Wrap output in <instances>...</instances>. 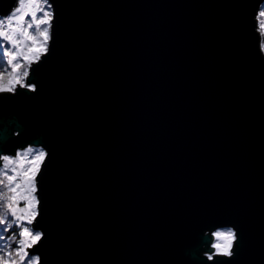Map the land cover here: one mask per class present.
I'll return each instance as SVG.
<instances>
[{
    "label": "water",
    "instance_id": "95a60500",
    "mask_svg": "<svg viewBox=\"0 0 264 264\" xmlns=\"http://www.w3.org/2000/svg\"><path fill=\"white\" fill-rule=\"evenodd\" d=\"M49 3L35 89L0 92V158L46 152L41 264H264V0Z\"/></svg>",
    "mask_w": 264,
    "mask_h": 264
},
{
    "label": "snow or ice",
    "instance_id": "6c2138e0",
    "mask_svg": "<svg viewBox=\"0 0 264 264\" xmlns=\"http://www.w3.org/2000/svg\"><path fill=\"white\" fill-rule=\"evenodd\" d=\"M50 9L49 0H43V3L18 0V7L7 17L0 16V26L8 29L0 30V38L10 42L11 49L14 50H7L8 59L4 64H0V67L11 65L13 77L9 86H0V92H14L17 85L25 86L32 65L49 52L53 20ZM260 17H264V9L258 12L257 19ZM30 29L35 35H32ZM262 29L264 24H259L258 31ZM18 69L22 70L17 71ZM26 86L35 89L34 84ZM45 157L46 152L29 148L25 153L18 154L15 160L8 156L0 158V167L4 169V178L0 179V185L7 189H0V208L3 209L0 211V233L7 234L0 235V264H8L9 261L11 264H41V258L34 249L42 240L43 233L33 227V224L39 214V200L35 195L36 177ZM9 171L13 174L10 175ZM18 188L25 194L16 193ZM19 201L26 202L24 208L16 206ZM211 235L214 237L210 245L211 250L205 252L209 261H214L219 256L234 255V242L238 236L233 229H217ZM8 241L15 243L14 249ZM29 249L33 251L30 253ZM4 257H7V260Z\"/></svg>",
    "mask_w": 264,
    "mask_h": 264
},
{
    "label": "rangeland",
    "instance_id": "374dc122",
    "mask_svg": "<svg viewBox=\"0 0 264 264\" xmlns=\"http://www.w3.org/2000/svg\"><path fill=\"white\" fill-rule=\"evenodd\" d=\"M34 2H36V3H43V0H34ZM50 4V3H49ZM16 7H18V4H17V6ZM261 9H264V4H263V6H262V8ZM51 11H52V9H50ZM4 17H7V15L6 16H4ZM259 24H264V17H260L259 18ZM0 30H4V31H8V29L6 28V27H3V26H0ZM31 33H32V35H35V33L30 29L29 30ZM261 31V34H262V37H263V48H264V29H262V30H260ZM7 50H12V51H14L13 49H11V44H10V42H8V41H2L1 43H0V64H4L5 63V61L8 59V57H7V55H6V51ZM16 61H14V63H15ZM22 69H18L17 71H21ZM13 77H12V68H11V65H6L5 64V67H0V86H9V81L12 79ZM30 147H28V148H25V149H23V150H19V152L17 153V155L18 154H21V153H25L26 152V150L27 149H29ZM31 149H34V150H37V151H44L43 149H41V148H35V147H33V148H31ZM45 152V151H44ZM17 155L16 156H8L10 159H12V160H15L16 159V157H17ZM9 174L11 175V174H13V173H11L10 171H9ZM21 188H23V185H21ZM4 190V189H3ZM6 191H7V189H6ZM16 193H18V194H25V193H23V192H21V189H16ZM8 195H13V193H8ZM35 195H36V193H35ZM37 197V196H36ZM25 201H19V203L16 205L18 208H24L25 207Z\"/></svg>",
    "mask_w": 264,
    "mask_h": 264
},
{
    "label": "trees",
    "instance_id": "16d2710c",
    "mask_svg": "<svg viewBox=\"0 0 264 264\" xmlns=\"http://www.w3.org/2000/svg\"><path fill=\"white\" fill-rule=\"evenodd\" d=\"M4 41L2 39H0V43ZM30 148H33V147H30ZM3 172H4V169L2 167H0V179H3ZM0 189H4V191H6V188L3 186V185H0ZM0 211H3L2 208H0ZM14 230H15V226H14ZM0 235H7V234H4V233H0ZM8 243H12V248L14 249L15 248V243L11 242V241H8ZM5 260H7V257H4ZM18 259V258H17ZM8 264H11V262L9 261Z\"/></svg>",
    "mask_w": 264,
    "mask_h": 264
}]
</instances>
